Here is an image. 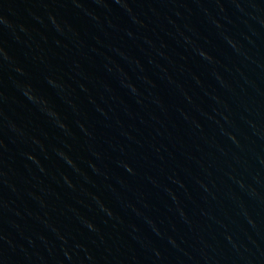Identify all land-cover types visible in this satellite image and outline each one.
<instances>
[{
  "label": "water",
  "instance_id": "1",
  "mask_svg": "<svg viewBox=\"0 0 264 264\" xmlns=\"http://www.w3.org/2000/svg\"><path fill=\"white\" fill-rule=\"evenodd\" d=\"M0 264H264V0H0Z\"/></svg>",
  "mask_w": 264,
  "mask_h": 264
}]
</instances>
